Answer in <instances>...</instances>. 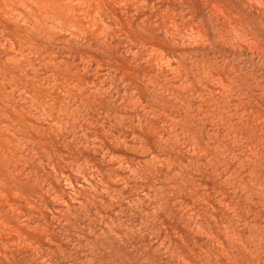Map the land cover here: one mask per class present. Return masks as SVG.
I'll return each instance as SVG.
<instances>
[{
  "label": "rangeland",
  "instance_id": "obj_1",
  "mask_svg": "<svg viewBox=\"0 0 264 264\" xmlns=\"http://www.w3.org/2000/svg\"><path fill=\"white\" fill-rule=\"evenodd\" d=\"M0 264H264V0H0Z\"/></svg>",
  "mask_w": 264,
  "mask_h": 264
}]
</instances>
